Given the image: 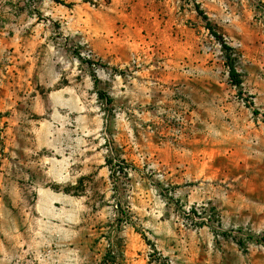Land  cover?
<instances>
[{"label": "rangeland", "instance_id": "obj_1", "mask_svg": "<svg viewBox=\"0 0 264 264\" xmlns=\"http://www.w3.org/2000/svg\"><path fill=\"white\" fill-rule=\"evenodd\" d=\"M0 264H264V0H0Z\"/></svg>", "mask_w": 264, "mask_h": 264}, {"label": "crops", "instance_id": "obj_2", "mask_svg": "<svg viewBox=\"0 0 264 264\" xmlns=\"http://www.w3.org/2000/svg\"><path fill=\"white\" fill-rule=\"evenodd\" d=\"M44 193L47 194V196L49 198H52V202H56V204H61L66 202L65 199V195H62L60 193H54L48 190H44ZM51 201V200H50ZM49 214L48 217H50V219H55L57 221H62V222H73V220H76V214L74 213L73 210H68V211H60L61 213H58L57 211H48ZM57 225V229L56 232L59 233L58 236L64 234L67 230H69L68 228H62L59 224ZM61 237V236H60Z\"/></svg>", "mask_w": 264, "mask_h": 264}, {"label": "trees", "instance_id": "obj_3", "mask_svg": "<svg viewBox=\"0 0 264 264\" xmlns=\"http://www.w3.org/2000/svg\"><path fill=\"white\" fill-rule=\"evenodd\" d=\"M56 1L59 2V0H56ZM200 14H203V13L200 12ZM205 18L207 19V17H205ZM216 36H218V35L216 34ZM224 48L227 49L228 47H224ZM229 68H230L229 77H230L231 81L235 85L240 86L241 85V81L239 79V73H238L237 68L235 67V65L233 63H230Z\"/></svg>", "mask_w": 264, "mask_h": 264}]
</instances>
